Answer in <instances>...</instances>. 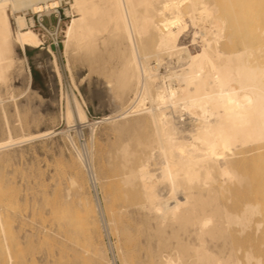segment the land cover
<instances>
[{
	"label": "bare ground",
	"instance_id": "bare-ground-1",
	"mask_svg": "<svg viewBox=\"0 0 264 264\" xmlns=\"http://www.w3.org/2000/svg\"><path fill=\"white\" fill-rule=\"evenodd\" d=\"M253 1H68L70 10L65 11L72 15L64 47L75 42L78 49L92 50L98 36L104 42L107 33L119 52L107 84L114 88L115 102L128 92L133 95L127 107L102 120L144 111L151 124L147 134L118 145L115 162L125 206L143 215L133 235L125 238L129 256L136 248L144 251L145 259L134 264H264V9L259 6L264 0ZM61 2L0 0V82L6 83L15 47L23 52L41 44L25 10L59 14ZM239 26L248 38L236 31ZM190 27V44L199 43L195 51L181 43ZM234 30L236 41L249 40L235 46ZM162 53L174 55L179 68L159 75ZM149 56L155 57L153 65ZM72 101L73 107L66 105L67 124L87 122L83 106L74 97ZM39 132V137L52 133ZM8 137L0 149L20 142ZM70 142L82 166L92 168V143L84 148L86 161ZM90 171L94 184L98 178ZM117 217L113 224L122 214ZM131 217L125 220L133 225ZM141 233L143 239L133 244L134 234Z\"/></svg>",
	"mask_w": 264,
	"mask_h": 264
},
{
	"label": "rangeland",
	"instance_id": "rangeland-1",
	"mask_svg": "<svg viewBox=\"0 0 264 264\" xmlns=\"http://www.w3.org/2000/svg\"><path fill=\"white\" fill-rule=\"evenodd\" d=\"M68 1L62 0L58 8L62 16L59 49L49 48L59 76L45 42L39 47H26L23 52L15 47L6 83L0 82V141L8 140V136L14 141L20 139L17 144L0 149V264H122L126 260V264H134L145 259L143 249L137 253L136 248L131 256L127 251L125 238L133 235L132 230L143 215L125 206L115 162L118 145L147 134L151 124L144 111L132 113L131 109L124 118L102 120L127 107L133 95L128 92L115 102L114 88L107 84L119 60L117 43L107 33L102 34L106 42H100L99 35L92 50L78 49L75 42L64 47V30L72 15L65 11L70 10ZM259 3L253 5L258 9ZM263 4L259 6L264 9ZM237 30L242 36L246 34L241 26ZM192 32L190 27L181 43L195 51L199 43L190 44ZM239 33L233 34V40H239ZM244 38L240 37L237 45L234 41L235 46L249 40ZM160 59L159 75L179 68L174 55L162 53ZM154 61L155 57L149 56V64ZM73 97L85 109L87 122L67 124L65 111L68 105L73 107ZM90 124H94L92 134ZM39 131L52 133L39 137ZM70 141L82 150L86 161L84 148L92 143V168L82 166ZM90 170L98 178L94 184ZM71 180L76 184L72 185ZM117 210L126 212L119 215ZM124 214L125 218L133 215L129 219L135 223L131 225ZM115 217L119 219L116 226ZM134 235L133 244L144 237L142 233L141 237ZM152 246L155 257L156 245ZM261 256L264 263V249Z\"/></svg>",
	"mask_w": 264,
	"mask_h": 264
},
{
	"label": "built area",
	"instance_id": "built-area-1",
	"mask_svg": "<svg viewBox=\"0 0 264 264\" xmlns=\"http://www.w3.org/2000/svg\"><path fill=\"white\" fill-rule=\"evenodd\" d=\"M25 16L27 17L28 25L33 30H36L38 36L41 38V44L39 46L46 42L48 48L58 50L61 43L59 35L62 16L60 12L59 14L58 11L44 14L40 11L32 12L30 9H27L25 10Z\"/></svg>",
	"mask_w": 264,
	"mask_h": 264
}]
</instances>
